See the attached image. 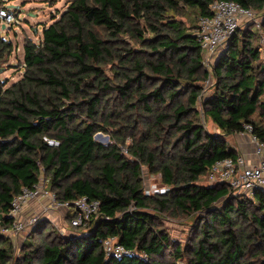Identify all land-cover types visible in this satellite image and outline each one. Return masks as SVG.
<instances>
[{
	"label": "trees",
	"instance_id": "trees-1",
	"mask_svg": "<svg viewBox=\"0 0 264 264\" xmlns=\"http://www.w3.org/2000/svg\"><path fill=\"white\" fill-rule=\"evenodd\" d=\"M213 1L69 0L39 41L25 39L23 76L9 85L2 70L15 45L0 22V226L12 225L14 197L38 183L42 167L60 200H101L87 230L54 235L42 220L31 235L44 239H30L34 248L18 259L0 229V264H264V188L234 195L229 183L203 179L217 161L239 155L228 137L247 124L264 141L257 24L237 30L209 70L199 19L192 33L180 18L209 14ZM234 1L258 11L264 26V0ZM116 122L118 141L132 136L131 157L95 139ZM143 165L170 189L146 194ZM165 213L194 218L187 241L163 226ZM112 236L131 252L108 256Z\"/></svg>",
	"mask_w": 264,
	"mask_h": 264
},
{
	"label": "built area",
	"instance_id": "built-area-1",
	"mask_svg": "<svg viewBox=\"0 0 264 264\" xmlns=\"http://www.w3.org/2000/svg\"><path fill=\"white\" fill-rule=\"evenodd\" d=\"M256 18L253 8L245 7L234 0H214L211 4V12L199 17V26L196 31L197 38L201 44L204 57V64L210 70L217 61L221 53L226 52L230 47V39L240 28L242 23H246ZM0 19L5 25L13 24L17 20L14 8L0 3ZM221 47H223L221 49ZM246 129L251 133L252 125L247 124ZM255 143V153L259 157V162L248 165L243 155L226 157L217 161L208 174L210 182L219 180L227 182L233 189L234 195L245 193L253 194L257 190L264 188V141L256 135L251 134ZM46 141L51 146L60 145L57 138L45 136ZM41 177L34 187H24L23 190L14 197L9 216L12 219V227L15 232H24L28 228L33 229L43 219L40 215L24 217V209L31 201L48 198L45 204V212L50 208H65L69 225L66 230L69 232L64 236L77 233V227L87 230L92 218L98 214L101 208V200L88 195L79 196L73 200H60L56 193L50 188V178L45 175V168L42 167ZM167 192L170 186H166ZM159 192V191H158ZM53 224L56 222L50 219ZM104 249L108 256L121 257L131 252L122 244L117 237H108L104 241ZM179 264V263H178Z\"/></svg>",
	"mask_w": 264,
	"mask_h": 264
},
{
	"label": "rangeland",
	"instance_id": "rangeland-1",
	"mask_svg": "<svg viewBox=\"0 0 264 264\" xmlns=\"http://www.w3.org/2000/svg\"><path fill=\"white\" fill-rule=\"evenodd\" d=\"M69 0H5L6 5H13L14 10L17 15V20L13 22V24L6 25L3 27L2 25V35L13 41L15 45V50L11 57V62L4 64L6 67L5 70H2V76L5 79H8V85L20 79L23 76L24 68L22 66L24 59V42L27 37L39 41L43 36L44 28L56 20V16H60V14L66 9ZM256 18L254 20H250L246 23H242L238 32L244 31L248 26L256 25V29L258 31L259 38L256 43L260 45L261 53H262V62H264V26L262 24L263 19L259 16L258 11L255 10ZM55 18V19H54ZM186 21V25L192 26L190 30L192 33L195 32V25H197L198 19L193 14L185 15L180 17ZM195 26V27H194ZM250 26V27H251ZM257 44V45H258ZM137 48H141L140 45H136ZM223 47H221L222 49ZM211 70V68H210ZM213 80H206L203 85H205L204 94H211L213 89L209 87ZM200 109L203 116V107L200 104ZM206 127L209 130H216L215 125L208 119H203ZM118 126H110L104 125V128L95 134V139L105 144L106 146L118 145V148L121 149L124 155L131 157L130 155V145L133 143V139L131 135H126L125 141H118L116 138L115 132L117 129H120L122 123L116 122ZM132 128H128L127 133H131ZM143 173V190L146 194H154V193H163L164 189H167V185H164L162 174L160 172H152L146 166H142ZM209 174V173H208ZM205 182H210L208 176L203 178ZM216 182V181H214ZM217 182H220L217 180ZM159 191V192H158ZM250 195V193H245V196ZM48 198H44L42 200L31 201L28 206L24 209V217L28 218L31 215H40L43 220L46 222L50 221L51 217L56 219V224L49 226L51 232L54 235H66L69 230H66V227L69 225L67 214L63 211L65 208H50L45 212L44 207L48 202ZM33 206L36 207L33 209ZM42 207L43 210L38 207ZM29 209V210H27ZM64 209V210H63ZM205 214V212H202ZM163 226L167 228L169 233L177 242L184 243L188 240L190 232L193 230L194 218L193 217H174L169 213H165L162 218ZM45 222V223H46ZM46 225V224H45ZM0 229L3 233H6L13 242L15 243V251L14 256L18 259L25 251L31 250L34 246H29V240L41 242L44 238L42 234L31 235L33 229L28 228L24 232H15L12 226L10 227H2ZM45 235V234H44ZM27 243V244H26ZM39 258V257H38ZM171 257H167V260H171ZM40 263V262H39ZM179 264H184L183 260H178Z\"/></svg>",
	"mask_w": 264,
	"mask_h": 264
},
{
	"label": "crops",
	"instance_id": "crops-1",
	"mask_svg": "<svg viewBox=\"0 0 264 264\" xmlns=\"http://www.w3.org/2000/svg\"><path fill=\"white\" fill-rule=\"evenodd\" d=\"M228 140L230 144L235 147L238 154L244 156L246 163L248 165L256 164L257 162H259V157L255 153V143L252 140L250 132L244 131V132L232 134L231 136L228 137ZM35 208L36 207L33 206V209ZM38 208L43 210L41 206ZM63 212L67 214L66 210H64ZM51 219H53L56 222V219H54L53 217H51Z\"/></svg>",
	"mask_w": 264,
	"mask_h": 264
},
{
	"label": "water",
	"instance_id": "water-1",
	"mask_svg": "<svg viewBox=\"0 0 264 264\" xmlns=\"http://www.w3.org/2000/svg\"><path fill=\"white\" fill-rule=\"evenodd\" d=\"M9 6H10V7H12V8H14V7H13V5H12V6H11V5H9ZM0 21H1V19H0ZM3 27L5 28V27H6V25H5V24H3Z\"/></svg>",
	"mask_w": 264,
	"mask_h": 264
}]
</instances>
